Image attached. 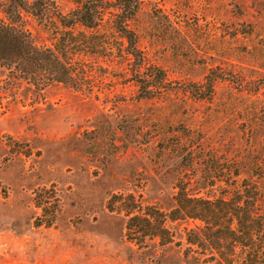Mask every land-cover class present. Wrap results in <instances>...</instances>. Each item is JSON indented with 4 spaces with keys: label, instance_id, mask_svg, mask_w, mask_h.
I'll return each mask as SVG.
<instances>
[{
    "label": "rangeland",
    "instance_id": "374dc122",
    "mask_svg": "<svg viewBox=\"0 0 264 264\" xmlns=\"http://www.w3.org/2000/svg\"><path fill=\"white\" fill-rule=\"evenodd\" d=\"M8 1L0 0L3 17ZM54 1L69 12L83 0ZM139 2L129 27L167 73L160 95L141 98L127 81L132 59L110 13L96 29L110 41V60L86 57L91 87L39 90L0 66V264H224L207 258L211 250L185 254L187 229L200 221H169L173 242L140 245L107 202L132 193L167 210L180 179L190 193L216 197L226 181L207 185L205 168L241 171L237 180L264 163V0ZM25 19L39 44H52L53 30ZM211 72L220 77L200 97ZM43 187L60 199L51 225L37 224L34 192Z\"/></svg>",
    "mask_w": 264,
    "mask_h": 264
},
{
    "label": "trees",
    "instance_id": "16d2710c",
    "mask_svg": "<svg viewBox=\"0 0 264 264\" xmlns=\"http://www.w3.org/2000/svg\"><path fill=\"white\" fill-rule=\"evenodd\" d=\"M139 8V0H83L63 12L54 0H10L5 4L8 16L0 15V66L8 77L24 80L39 90L54 83L76 89L83 84L91 87L88 80L93 74L88 64L92 62L86 57L107 56L110 60V41L96 30L110 13L117 16L112 27L126 39L125 51L132 59L127 81L138 86L139 97L153 98L165 91L168 78L163 68L147 61L138 46L137 33L129 27ZM25 16L53 30L51 45L35 40L25 25ZM219 77L214 72L206 76V92H200V97L213 92ZM5 160L0 159V168ZM241 173L216 165L205 168L201 178L207 185L226 181L224 194L216 197L194 195L187 187L189 182L180 179L175 204L167 210L155 204L142 205L132 193L112 194L107 206L111 212L124 214L126 237L140 245L155 238L160 245L171 243L174 232L168 222L193 219L201 223L196 229H187L186 255L192 250L201 254L211 250L213 254L207 258L217 257L224 264H264V163L246 177L233 179ZM34 194L42 210L37 224L51 225L59 211L57 191L43 187L36 188Z\"/></svg>",
    "mask_w": 264,
    "mask_h": 264
}]
</instances>
